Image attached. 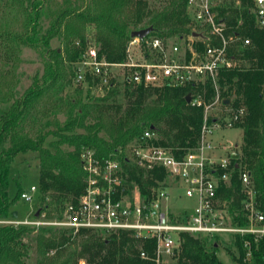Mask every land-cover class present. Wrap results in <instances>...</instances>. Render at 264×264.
Listing matches in <instances>:
<instances>
[{"label":"trees","instance_id":"trees-1","mask_svg":"<svg viewBox=\"0 0 264 264\" xmlns=\"http://www.w3.org/2000/svg\"><path fill=\"white\" fill-rule=\"evenodd\" d=\"M52 1L0 0L1 11L10 9L14 17L24 18L19 34L13 32L7 18L0 23V47L6 56L25 46L41 49L47 58L43 82L36 79L24 96L14 98L8 109L0 113V220L14 217L15 212L10 211L14 201L10 197L9 172L19 154H38L41 213L60 212L67 204L77 202L84 192L85 150L107 160L140 141L149 130L156 135L157 145L180 156L197 148L207 108L217 99L220 103L230 101L225 108L246 112L236 125L243 129L244 137L237 151L239 159L233 160L231 185L222 184L219 197L226 203L233 224L247 226L239 176L242 167L251 174L257 201L264 211V30L256 27L250 13L252 0H230L214 9L217 18L226 23L227 34L240 37L232 47L238 64L220 73L217 87L208 83L198 88L150 89L127 83L95 96L93 90L98 82L90 78L86 96L80 89L73 98L61 95L75 78L74 64L92 44L86 37L88 28L95 32L97 45H93L100 58L112 64L125 63L135 31L152 27L154 37L189 40L201 29L187 12L188 0H162V6L156 9L149 0H63L44 32L42 19ZM3 15H7L5 11ZM56 38L63 42L61 52L51 46ZM245 38L251 40L249 46L243 45ZM198 47L203 48L202 44ZM189 94L203 103H188ZM7 95L13 97L14 93L9 89ZM5 102H9L7 96ZM60 113L66 116L63 123L58 118ZM214 120L218 119L209 116L210 123ZM123 164L129 183L139 185L144 196L156 185L155 179H166L164 171L145 172ZM182 237V248L172 264H224L217 256L219 238L189 234ZM232 240L239 252V257H233L236 264H264V238L258 243L250 237L236 236ZM245 241L253 250L250 258ZM31 242L37 246L36 264H156L155 242L127 233L103 235L86 229L74 233L70 229L37 230L15 225H0V264H27ZM142 251L148 253L149 259L141 258Z\"/></svg>","mask_w":264,"mask_h":264},{"label":"built area","instance_id":"built-area-1","mask_svg":"<svg viewBox=\"0 0 264 264\" xmlns=\"http://www.w3.org/2000/svg\"><path fill=\"white\" fill-rule=\"evenodd\" d=\"M214 9L213 0H188L187 12L201 29L197 33L200 38H178L173 43L151 35L144 39L131 38L125 63L107 62L100 58L96 46L89 44V50L74 64L75 83L89 88L91 78L98 82L94 89L102 93L117 84L127 83L150 89L198 88L208 83L217 87L220 73L238 64L232 47L240 37L227 34L226 23L217 18ZM249 10L256 27L264 30V0H252ZM250 44L249 38L243 39L244 46ZM192 101L198 106L203 103L193 97ZM211 107L207 108L197 148L178 156L157 145L156 135L147 130L140 141L107 160L99 159L92 150H85L82 162L87 180L77 202L67 204L55 218H46L41 213L39 217L35 214L28 219L0 220V225L70 229L74 233L86 229L103 235L127 233L145 242H155L156 264L174 260L182 248L183 234L213 240L221 236L250 237L258 243L264 238V211L257 201L251 174L245 170L240 173L245 194L242 204L248 217V225L240 227L233 224L226 203L219 197L221 185H231L233 160L216 156L213 138L223 125L236 126L246 112L244 109L233 111L230 120L210 123ZM123 162L145 172L164 171L166 179H155L156 185L144 196L139 185L129 183ZM180 188L187 199L196 201V206L175 214L169 205L172 192ZM39 192V186L31 187L23 191L20 198L33 203ZM244 247L250 258L251 244L245 241ZM141 258L149 259L148 253L142 251Z\"/></svg>","mask_w":264,"mask_h":264},{"label":"rangeland","instance_id":"rangeland-1","mask_svg":"<svg viewBox=\"0 0 264 264\" xmlns=\"http://www.w3.org/2000/svg\"><path fill=\"white\" fill-rule=\"evenodd\" d=\"M215 8L223 6V3L230 0H213ZM63 3V0H53L50 8H48L47 13L43 16L42 27L45 32L48 29L50 23L55 18L56 12L59 10V6ZM149 3L152 8H160L162 6V0H149ZM2 4V3H1ZM9 8V7H7ZM0 8V23L5 22L4 18H7L8 22H12V30L15 34L22 33L23 31V16L16 18L10 9H5L1 11ZM4 11L7 15H3ZM10 11V12H9ZM217 13V12H216ZM8 16V17H6ZM95 32L92 28L87 29L86 37L90 43L96 44L95 42ZM151 36H154L151 34ZM178 38H167L170 43L176 42ZM53 49H58L61 52L63 47V42L60 39H54L51 42ZM46 57L43 56V51L39 48H30L25 46H19L18 50L14 54H9L6 56L5 49L0 47V113L8 109L11 103L14 101V98L24 96L25 92L33 85L36 79H39V82H43V76L45 74L46 66ZM12 90L14 93L13 97L7 95V90ZM82 89L83 96H86L88 88H85L81 85H78L73 80L72 84L68 86L63 94L64 98L70 97L73 98L77 94V91ZM95 96H101L105 93H102L100 90H93ZM9 98V102L3 103L4 97ZM232 107L225 108L223 103H214L209 110V116L220 120V122H225L230 120L231 115L234 113ZM60 122H64L66 116L62 113L58 115ZM244 131L242 128L234 126L233 128H228L226 125H223V129L220 132H216L214 138L215 145L217 147L216 156L222 159H228L236 151H240V147L243 144ZM52 138L49 139L51 141ZM39 159L38 154L36 153H26L19 154L15 161L12 162L9 172V181H10V197L14 201L11 212L14 211L18 213L19 219H28L41 211L42 203L40 194L35 199L33 203H27L23 201L20 196V192L28 191L31 187H38L40 181V169H39ZM244 168L239 169L240 173ZM181 197V200L178 198ZM196 206L195 200H189L185 197L184 191L182 188L177 191L172 192V198L169 205V209L175 214H180L181 209L190 208L194 209ZM59 211H44L42 214L46 218H55ZM15 217H8L7 221H13ZM38 230V229H37ZM37 232L32 234V237L36 235ZM220 247L217 252V256L220 261L224 264H236L233 261V257H239V252L234 245L232 237L221 236ZM36 242L30 243V257L27 259V264H36L38 252ZM50 257L53 259L55 254H50ZM173 261H169L168 264H172ZM79 264H87L85 261H81Z\"/></svg>","mask_w":264,"mask_h":264},{"label":"water","instance_id":"water-1","mask_svg":"<svg viewBox=\"0 0 264 264\" xmlns=\"http://www.w3.org/2000/svg\"><path fill=\"white\" fill-rule=\"evenodd\" d=\"M153 31H154V29L152 27L147 28V29H143V30H140V31H135V32L132 33L131 37L132 38L144 39L147 36H150L153 33ZM193 36L195 38H200V34H197V33H194ZM186 100L188 101V103H191L192 102V95L191 94L187 95ZM230 104L231 103H230L229 100L223 101V105L224 106H228ZM231 158H232V160H238L239 159V152L236 151L235 153H233L231 155ZM236 168H238V166H236ZM40 214H41V211H37L36 217H39ZM13 216L15 218H17L18 217V213L15 212Z\"/></svg>","mask_w":264,"mask_h":264}]
</instances>
